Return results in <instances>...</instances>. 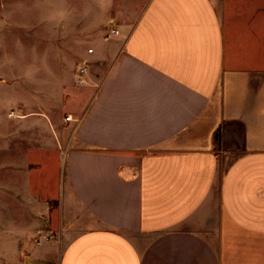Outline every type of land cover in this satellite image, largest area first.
Masks as SVG:
<instances>
[{
    "label": "crops",
    "instance_id": "1",
    "mask_svg": "<svg viewBox=\"0 0 264 264\" xmlns=\"http://www.w3.org/2000/svg\"><path fill=\"white\" fill-rule=\"evenodd\" d=\"M96 17L119 34L53 119L55 196L16 189L14 264H264V0H110Z\"/></svg>",
    "mask_w": 264,
    "mask_h": 264
},
{
    "label": "rangeland",
    "instance_id": "2",
    "mask_svg": "<svg viewBox=\"0 0 264 264\" xmlns=\"http://www.w3.org/2000/svg\"><path fill=\"white\" fill-rule=\"evenodd\" d=\"M98 1L0 0V264L17 260L15 231L30 217L16 189L45 184L56 194L61 159L51 150L53 119L66 116L67 95L79 87L77 67L112 26L103 23L108 16L96 17L110 0ZM31 124L40 127L37 135Z\"/></svg>",
    "mask_w": 264,
    "mask_h": 264
},
{
    "label": "built area",
    "instance_id": "3",
    "mask_svg": "<svg viewBox=\"0 0 264 264\" xmlns=\"http://www.w3.org/2000/svg\"><path fill=\"white\" fill-rule=\"evenodd\" d=\"M119 34V32L115 29H111L109 31V37L111 36H117ZM93 52V49H89L88 53L91 54ZM88 73V63L86 61L82 62L76 70V76H77V83L79 85H83L86 83L85 79ZM65 121H72L70 116H67L65 118ZM54 239V235L51 233H38V237L37 240L35 242V244L39 245L44 241H49Z\"/></svg>",
    "mask_w": 264,
    "mask_h": 264
}]
</instances>
